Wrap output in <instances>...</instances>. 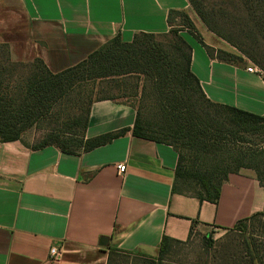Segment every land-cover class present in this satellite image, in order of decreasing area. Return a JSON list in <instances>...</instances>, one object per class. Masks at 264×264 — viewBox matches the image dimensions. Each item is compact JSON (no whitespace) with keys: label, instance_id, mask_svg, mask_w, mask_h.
<instances>
[{"label":"crops","instance_id":"obj_1","mask_svg":"<svg viewBox=\"0 0 264 264\" xmlns=\"http://www.w3.org/2000/svg\"><path fill=\"white\" fill-rule=\"evenodd\" d=\"M171 9L189 13L190 4L0 0V42L13 59L37 57L55 73L117 34L129 42L139 32H167ZM180 34L209 99L264 116L259 72H248L246 61L211 58L188 31ZM134 121L125 100L100 99L90 104L85 137L127 130L107 143L69 154L53 145L33 150L24 139L0 142V264H107L111 250L155 257L164 235L185 240L191 229L231 228L263 210L264 189L250 169L229 174L216 203L173 192L176 151L134 136ZM117 164H125L123 173ZM252 184L262 193L258 200L248 195ZM52 246L60 252L55 259Z\"/></svg>","mask_w":264,"mask_h":264},{"label":"trees","instance_id":"obj_2","mask_svg":"<svg viewBox=\"0 0 264 264\" xmlns=\"http://www.w3.org/2000/svg\"><path fill=\"white\" fill-rule=\"evenodd\" d=\"M188 2L211 32L233 44L241 54L264 71V54L256 56L242 45L239 38H231L212 25L193 0ZM235 9L221 14L226 19L225 23L236 21L241 32H244L245 27L249 32L256 31L264 43V0H239ZM173 13L181 15L187 31L198 40L211 58L226 63H243V56L207 45L185 11L169 10V26ZM253 39L256 43V38ZM0 49L4 57L0 61V142L22 140L23 131L75 83L106 80L120 93L96 100L124 99L135 110L132 134L168 144L176 151L173 192L216 203L221 186L229 174L238 173L241 169H252L259 186L264 187L260 169V165H264V116L209 99L191 70V48L178 30L171 29L162 33L139 32L129 42L123 41L120 34H117L82 61L55 73L41 59L33 57V64L38 66H20L26 70L25 73L23 70L20 72L21 80L17 82L11 73L13 68L10 67L17 66V63L11 59L9 45L0 42ZM262 77L264 80V75ZM93 101L87 106L81 136L73 137L58 130H50L34 143L25 144L33 150L53 145L62 152L78 154L107 143L127 131L121 129L91 138L85 137L87 116ZM248 135H256L258 142L252 144ZM248 143L254 146H244ZM181 148L196 153L229 149L234 153L232 164L220 166L218 176L216 173L189 174L182 164L184 157ZM188 178L196 180L198 190L186 191L179 187L180 182ZM260 219L264 222V208L239 219L231 228H223L241 235V251L236 259L228 256L221 264H264V223L257 233L253 228V223ZM192 232L191 229L185 240L164 235L155 257L111 250L107 264H161L170 246L173 243H184ZM232 255L235 256V253Z\"/></svg>","mask_w":264,"mask_h":264},{"label":"rangeland","instance_id":"obj_3","mask_svg":"<svg viewBox=\"0 0 264 264\" xmlns=\"http://www.w3.org/2000/svg\"><path fill=\"white\" fill-rule=\"evenodd\" d=\"M193 1L216 28L226 33L231 38H239L242 45L254 52L256 56L257 54L258 56L264 54V43L261 40L260 34L253 30L249 32L245 27L243 31L249 33L246 35L239 30L240 27L237 25L236 21L231 20L229 23H225L226 19L221 17L223 12H230L231 9H235L239 4V0ZM186 13L200 33L201 39L208 43L207 45L212 46L214 49L220 48L236 56H243L244 61L253 65L257 72L264 75V71L241 54L233 44L211 32L191 4L189 13ZM171 29L178 30L179 33L180 31H187L180 14H172L171 25L168 31ZM254 37L257 40L256 43L253 39ZM23 52L24 51H22V55ZM1 53H3L2 49H0V61H3L2 59H4V57ZM10 56L11 59L17 63V66L6 64L5 66L13 68L11 73H13V78L16 79V82L21 80V78H19L20 72L23 70V73H25L26 70V68L20 66H38L36 63L33 64V57H29L26 60H15L11 55V51ZM119 93L120 91L113 87L112 83L106 82V80L97 79L77 82L64 96H60L53 101L46 112L39 115L35 122L23 131L22 139L28 142V144H32L50 130H58L61 133L71 134L73 137L75 135L81 136L84 128V116L89 102L103 96H114ZM248 139L251 140L252 144L258 142V137L256 135H248ZM244 146L253 147L254 145L248 143L244 144ZM181 152L184 157L182 164L189 174L194 172L202 174L216 173V176L219 175L217 172L218 169L221 168L220 166L232 164L231 160L234 154L232 150L224 148L216 149L215 152L209 153H196L193 150L181 148ZM260 169L263 174L264 182V165L261 164ZM250 172L254 171L250 169ZM179 187L186 191H196L199 188L194 178H188L184 180V182H180ZM262 188L264 189V187ZM260 192V189L256 186L254 188L253 184L248 186V195L252 199L258 200V197L262 194ZM262 223H264L263 219L253 223L254 232L257 233L261 230ZM240 251L241 235L238 232L219 229L215 226H205L199 230L193 231L189 239L184 243H173L168 253L163 256L161 264H221L225 257L231 256L234 257V259L239 257ZM232 253H235V256H233ZM132 264L137 263L132 262Z\"/></svg>","mask_w":264,"mask_h":264},{"label":"built area","instance_id":"obj_4","mask_svg":"<svg viewBox=\"0 0 264 264\" xmlns=\"http://www.w3.org/2000/svg\"><path fill=\"white\" fill-rule=\"evenodd\" d=\"M246 69H247L248 72L257 71L256 68L253 65H249ZM117 170H118L119 173H123L125 171V164H117ZM49 255H50L51 259H55V258L60 256V252L55 246H52L49 249Z\"/></svg>","mask_w":264,"mask_h":264},{"label":"water","instance_id":"obj_5","mask_svg":"<svg viewBox=\"0 0 264 264\" xmlns=\"http://www.w3.org/2000/svg\"><path fill=\"white\" fill-rule=\"evenodd\" d=\"M104 239H105V238H104ZM103 243H105V241H104Z\"/></svg>","mask_w":264,"mask_h":264}]
</instances>
